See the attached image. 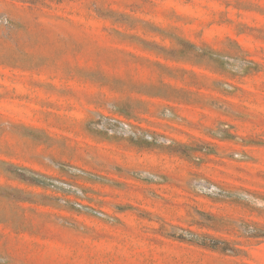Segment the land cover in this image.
Here are the masks:
<instances>
[{
  "label": "rangeland",
  "instance_id": "374dc122",
  "mask_svg": "<svg viewBox=\"0 0 264 264\" xmlns=\"http://www.w3.org/2000/svg\"><path fill=\"white\" fill-rule=\"evenodd\" d=\"M0 264H264V0H0Z\"/></svg>",
  "mask_w": 264,
  "mask_h": 264
}]
</instances>
